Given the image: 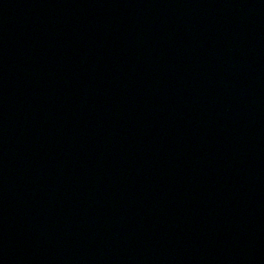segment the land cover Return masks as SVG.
Returning a JSON list of instances; mask_svg holds the SVG:
<instances>
[{
    "label": "water",
    "instance_id": "1",
    "mask_svg": "<svg viewBox=\"0 0 264 264\" xmlns=\"http://www.w3.org/2000/svg\"><path fill=\"white\" fill-rule=\"evenodd\" d=\"M0 264H264V0H0Z\"/></svg>",
    "mask_w": 264,
    "mask_h": 264
}]
</instances>
